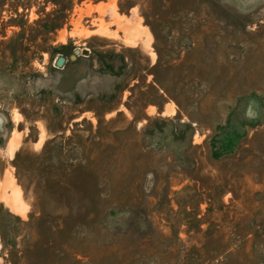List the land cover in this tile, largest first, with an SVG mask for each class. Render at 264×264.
<instances>
[{
  "label": "rangeland",
  "instance_id": "374dc122",
  "mask_svg": "<svg viewBox=\"0 0 264 264\" xmlns=\"http://www.w3.org/2000/svg\"><path fill=\"white\" fill-rule=\"evenodd\" d=\"M54 5L0 0V264H264V0Z\"/></svg>",
  "mask_w": 264,
  "mask_h": 264
},
{
  "label": "trees",
  "instance_id": "16d2710c",
  "mask_svg": "<svg viewBox=\"0 0 264 264\" xmlns=\"http://www.w3.org/2000/svg\"><path fill=\"white\" fill-rule=\"evenodd\" d=\"M53 1L55 3L54 7L48 11H44L43 9H41L40 12L43 13L44 15L43 16L39 15L35 20H38L39 22H41V24H44L45 26H49V28L55 29L60 27L64 22H66L70 9L74 4V0H53ZM59 187L61 188L64 187L65 189H67V186L65 184L59 185ZM75 188L77 189V192L79 194L86 193L85 192L86 189L83 187L82 184L75 185Z\"/></svg>",
  "mask_w": 264,
  "mask_h": 264
},
{
  "label": "water",
  "instance_id": "95a60500",
  "mask_svg": "<svg viewBox=\"0 0 264 264\" xmlns=\"http://www.w3.org/2000/svg\"><path fill=\"white\" fill-rule=\"evenodd\" d=\"M78 51H79V48H78V47H75V48L73 49V52L71 53V57H75V55H76V53H77ZM83 51L85 52L86 49H83ZM64 56H65V55H63V54H59L58 56H56V63H57V64H62L63 60L65 59ZM1 119H2V116L0 115V121H1Z\"/></svg>",
  "mask_w": 264,
  "mask_h": 264
},
{
  "label": "bare ground",
  "instance_id": "6f19581e",
  "mask_svg": "<svg viewBox=\"0 0 264 264\" xmlns=\"http://www.w3.org/2000/svg\"><path fill=\"white\" fill-rule=\"evenodd\" d=\"M114 15H116V14H114ZM116 19V18H115ZM129 22V21H128ZM16 146V145H15ZM13 148V147H12ZM12 148L10 149V151L12 150ZM13 151H14V148H13ZM11 154H12V151H11ZM13 188V187H12ZM13 194H14V192H13ZM11 196V195H10ZM13 197V196H12ZM12 197H9V196H6V198H7V203H10V204H15L14 202H12L13 201V198ZM5 198V197H4ZM9 201V202H8ZM6 202V201H5ZM9 205V204H8ZM10 206V205H9ZM13 206V205H12ZM11 206V207H12ZM14 207H17V205L16 206H14ZM17 209V208H16Z\"/></svg>",
  "mask_w": 264,
  "mask_h": 264
}]
</instances>
